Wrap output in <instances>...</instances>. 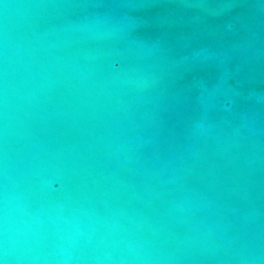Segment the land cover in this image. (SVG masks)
Returning a JSON list of instances; mask_svg holds the SVG:
<instances>
[{
    "label": "water",
    "instance_id": "1",
    "mask_svg": "<svg viewBox=\"0 0 264 264\" xmlns=\"http://www.w3.org/2000/svg\"><path fill=\"white\" fill-rule=\"evenodd\" d=\"M0 264H264V0H0Z\"/></svg>",
    "mask_w": 264,
    "mask_h": 264
}]
</instances>
